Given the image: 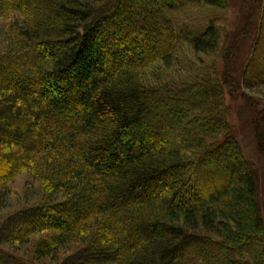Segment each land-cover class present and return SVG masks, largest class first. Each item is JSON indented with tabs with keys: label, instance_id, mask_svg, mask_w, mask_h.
<instances>
[{
	"label": "trees",
	"instance_id": "trees-1",
	"mask_svg": "<svg viewBox=\"0 0 264 264\" xmlns=\"http://www.w3.org/2000/svg\"><path fill=\"white\" fill-rule=\"evenodd\" d=\"M227 2L0 0V264H264L259 179L226 102L264 0H245L232 37L219 13L178 14ZM183 42L214 63L163 79ZM258 65L244 76L264 83ZM24 171L43 197L4 217L2 190Z\"/></svg>",
	"mask_w": 264,
	"mask_h": 264
},
{
	"label": "rangeland",
	"instance_id": "rangeland-1",
	"mask_svg": "<svg viewBox=\"0 0 264 264\" xmlns=\"http://www.w3.org/2000/svg\"><path fill=\"white\" fill-rule=\"evenodd\" d=\"M246 8L245 0H228L227 8L221 11H211L207 8L202 9L200 7H193L185 8L179 11L180 13L178 14L180 16H184L186 13L191 14V17L195 18L193 24L204 25L208 17H212V14L215 15L219 13L223 16L227 24V30L232 37L243 28L247 14ZM252 19L251 29L249 28L250 30L245 33V37L243 34V39H241L242 41L238 44V50L234 51V60L236 61V68L239 73L242 90L240 93H232V91L231 93L227 92L226 102L231 107L229 119L243 145L245 155L255 165L259 179V195L264 212V83L256 82L250 69L247 71V75L244 76L246 67L248 65L250 67L253 60L256 64L259 62L258 67L260 64L264 66V63H262L264 62V39L259 48L254 51L257 45V34L261 32V35L263 34L262 36L264 37V26L262 31H259L261 30V18L257 12H253ZM7 23L8 20L0 18V54L3 53L4 47L7 46V39L5 40L8 32ZM254 53L259 57L258 61ZM223 56L224 53L220 55L216 63L220 72L223 71L226 63ZM178 57L180 60H176L171 68H160L157 74L167 80H178L184 79L185 77L193 79V77L196 76L194 75L196 71H200L205 65H207V68L210 67L215 59L210 55L207 56L195 52L192 45L188 42L182 43L178 51ZM258 73L264 75L262 69H259ZM152 80L159 82V80L153 76ZM184 128H187V125H184ZM9 149L12 150L10 147H1L0 156ZM4 171L5 168H0V175L4 173ZM6 185V188L2 190V193L4 192L5 195V201L1 208V215L4 217L25 206L35 204V202L43 197L42 184L34 179L32 174L27 171L17 174V176ZM37 238L38 237L33 239L32 243H35ZM21 249V253L23 254V252L28 253L31 247H29V245H23Z\"/></svg>",
	"mask_w": 264,
	"mask_h": 264
}]
</instances>
